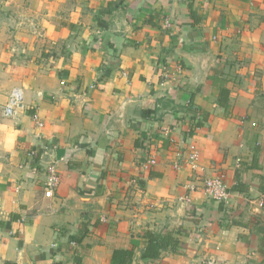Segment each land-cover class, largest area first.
<instances>
[{
    "label": "crops",
    "instance_id": "crops-1",
    "mask_svg": "<svg viewBox=\"0 0 264 264\" xmlns=\"http://www.w3.org/2000/svg\"><path fill=\"white\" fill-rule=\"evenodd\" d=\"M148 233L179 243L144 258ZM132 247L126 264H264V0H0V264Z\"/></svg>",
    "mask_w": 264,
    "mask_h": 264
},
{
    "label": "built area",
    "instance_id": "built-area-1",
    "mask_svg": "<svg viewBox=\"0 0 264 264\" xmlns=\"http://www.w3.org/2000/svg\"><path fill=\"white\" fill-rule=\"evenodd\" d=\"M165 77L169 76V72L166 67H164ZM62 84H65V81H62ZM95 85H92L91 88H94ZM24 94L21 88H14L9 96V99L6 101L7 103L3 106V115L4 116H13L17 113L18 109L23 103ZM255 125V123H253ZM40 125H42L40 123ZM188 162L192 166L194 170H200L202 167L199 162V153L197 151H192L188 156ZM48 170V181L46 185L45 195L47 197H52L58 188L61 176L58 167V162L56 160L50 162L47 167ZM203 189L204 191L212 198L228 203L230 198L229 187L224 180V176L221 174H217L211 177H206L203 179ZM199 264H223L219 262L213 261L211 258L205 259Z\"/></svg>",
    "mask_w": 264,
    "mask_h": 264
},
{
    "label": "trees",
    "instance_id": "trees-1",
    "mask_svg": "<svg viewBox=\"0 0 264 264\" xmlns=\"http://www.w3.org/2000/svg\"><path fill=\"white\" fill-rule=\"evenodd\" d=\"M223 96L228 94L227 90H222ZM208 119V116L204 120H199L196 122L194 127H201L204 125L205 121ZM195 127V128H196ZM194 128V129H195ZM192 133V132H191ZM148 243L144 249L142 256L144 258L155 259L161 256L164 251L175 248L179 240L172 233L158 234V233H148L147 234ZM72 239L79 241V237H72ZM135 250L134 248L127 249H116L113 252L112 264H126L130 262L134 257Z\"/></svg>",
    "mask_w": 264,
    "mask_h": 264
},
{
    "label": "rangeland",
    "instance_id": "rangeland-1",
    "mask_svg": "<svg viewBox=\"0 0 264 264\" xmlns=\"http://www.w3.org/2000/svg\"><path fill=\"white\" fill-rule=\"evenodd\" d=\"M19 88V87H18Z\"/></svg>",
    "mask_w": 264,
    "mask_h": 264
}]
</instances>
